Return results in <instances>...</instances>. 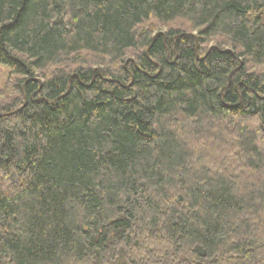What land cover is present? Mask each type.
Masks as SVG:
<instances>
[{"label":"trees","instance_id":"obj_1","mask_svg":"<svg viewBox=\"0 0 264 264\" xmlns=\"http://www.w3.org/2000/svg\"><path fill=\"white\" fill-rule=\"evenodd\" d=\"M0 264H264V0H0Z\"/></svg>","mask_w":264,"mask_h":264},{"label":"rangeland","instance_id":"obj_2","mask_svg":"<svg viewBox=\"0 0 264 264\" xmlns=\"http://www.w3.org/2000/svg\"><path fill=\"white\" fill-rule=\"evenodd\" d=\"M12 82V79L10 80L9 72L4 68L0 66V91L4 89L6 83ZM6 96H0V100H5Z\"/></svg>","mask_w":264,"mask_h":264}]
</instances>
